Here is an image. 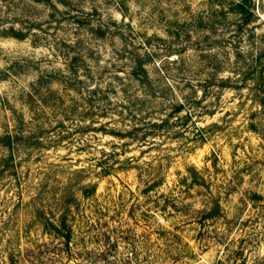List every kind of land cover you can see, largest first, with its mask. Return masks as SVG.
Here are the masks:
<instances>
[{"label":"rangeland","instance_id":"rangeland-1","mask_svg":"<svg viewBox=\"0 0 264 264\" xmlns=\"http://www.w3.org/2000/svg\"><path fill=\"white\" fill-rule=\"evenodd\" d=\"M253 71L264 0H0V264H264Z\"/></svg>","mask_w":264,"mask_h":264},{"label":"trees","instance_id":"trees-1","mask_svg":"<svg viewBox=\"0 0 264 264\" xmlns=\"http://www.w3.org/2000/svg\"><path fill=\"white\" fill-rule=\"evenodd\" d=\"M254 73H257V76H254ZM251 77H257L256 79H258V81L260 82H257V86H256V89H255V95H258L256 100L260 101L262 104H264V74H263V71H253V74L252 76H248V78H251ZM246 78V77H245ZM244 80V79H243ZM181 107V106H179ZM178 107V108H179ZM176 108V109H178ZM180 111V110H179ZM169 124L168 122V118H161L159 121H156V120H153V121H147V122H144L142 123L140 126H134V130H126L125 132L124 131H121V130H116L115 132H113L116 136H119L121 138H126L128 137V139L130 140H136L138 143H140L141 145H144V144H147V145H152L153 142H151L150 139L154 140V138H156V135H158L161 131H164L162 130L163 128L166 129L167 125ZM161 129V130H160ZM6 136V143L5 145L8 147V150H9V155L6 156L5 158H3V161H4V167H6L7 169V172L11 173V174H15L16 173V170H15V165L13 163L14 161V151H15V147L17 145H19L20 142L18 141H14L13 140V135L10 134V133H7L5 134ZM151 137V138H150ZM23 138V137H21ZM25 139H27L29 141V146H37L38 147V144L40 143V139L41 137H39V135H32V136H27ZM126 160H130L131 162H128V161H124L121 163L124 164L126 163V165H129V167H135L137 168L138 170L140 169H143V170H149V169H152V167H150V164L147 163L146 161L144 162L145 164H147V169H144V167L142 168L141 166L136 165V164H132V160L133 158L130 157V158H126ZM102 170L100 172L101 175H108L111 173V171L115 168H112V164H108L109 161H104L102 162ZM120 167H123V166H120ZM125 167V166H124ZM127 167V166H126ZM192 170L194 172V175H192V178H193V183H201V181L204 180V178L202 179H199V170L195 167V166H192ZM154 174V172H151ZM152 175V174H151ZM159 177V174L158 176H155L153 178H151V181L153 182V185L152 186H155V185H160L163 183V177ZM95 186V185H94ZM153 187H150V189H152ZM217 206L219 207V203H217ZM61 225L63 227H65L66 231L68 232V234H63L66 236V240H70V233L72 232V228H71V225L68 224V221L66 219H63L61 221ZM54 229L56 231H61V228L57 225L54 224Z\"/></svg>","mask_w":264,"mask_h":264}]
</instances>
